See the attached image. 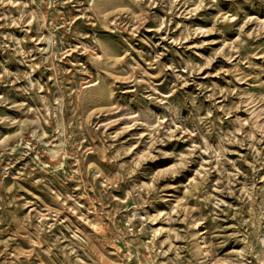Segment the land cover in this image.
<instances>
[{"label": "rangeland", "instance_id": "1", "mask_svg": "<svg viewBox=\"0 0 264 264\" xmlns=\"http://www.w3.org/2000/svg\"><path fill=\"white\" fill-rule=\"evenodd\" d=\"M0 264H264V0H0Z\"/></svg>", "mask_w": 264, "mask_h": 264}]
</instances>
